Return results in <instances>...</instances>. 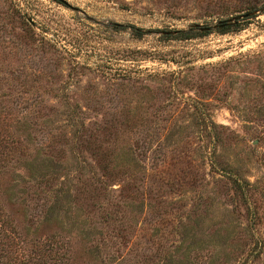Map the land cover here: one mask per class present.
<instances>
[{
	"label": "rangeland",
	"instance_id": "rangeland-1",
	"mask_svg": "<svg viewBox=\"0 0 264 264\" xmlns=\"http://www.w3.org/2000/svg\"><path fill=\"white\" fill-rule=\"evenodd\" d=\"M66 1L0 0V168L52 157L68 206L35 240L1 196L0 264H240L252 213L264 236V0Z\"/></svg>",
	"mask_w": 264,
	"mask_h": 264
},
{
	"label": "trees",
	"instance_id": "trees-1",
	"mask_svg": "<svg viewBox=\"0 0 264 264\" xmlns=\"http://www.w3.org/2000/svg\"><path fill=\"white\" fill-rule=\"evenodd\" d=\"M180 32L183 33L184 31L180 29ZM4 141L10 145L17 140H15L13 136L8 135L4 138ZM39 153V151H35L32 156L25 157L26 159L23 161L25 163H22L20 167H17L15 170L13 169L11 171V176L9 174L10 166L3 165L4 168H0V182L3 184L2 187H0V197L2 196V199L7 200L11 206L16 205V203L23 206L21 207L22 212L21 210L18 211L19 214L23 215L22 220L24 222V229L22 232L27 236L32 235L31 238L35 236V240L39 238L37 234L41 230L52 229V226L63 229L65 227L64 217L68 216V206L62 196L64 192L66 193V190H64L63 187H58L54 189V191L49 188L50 180L54 177L55 163L53 164L52 157L47 158V161L43 163L39 161L35 163ZM20 168L22 169L20 170ZM228 169L236 193L243 198L248 211L252 213L251 208L256 207V204L253 203L251 196H253V193L257 190L259 185L256 180H250L244 176L240 177V173L233 166L228 167ZM2 170H4V173ZM42 170L45 172L42 173ZM7 173L8 176L5 175ZM42 186H44V188L48 186V189L46 192L39 194L37 189L38 187L42 188ZM48 190L50 191L48 192ZM261 190L263 191V189ZM46 193H48V195L54 194L51 201L50 198L46 196ZM3 194L5 195L4 197ZM32 207L35 208V210H31L30 208ZM255 217V213H252L249 215L247 222L254 242L240 264H264L261 260V256L264 254V236L257 233L251 227V219L255 224ZM6 222L12 223V219L9 220L4 214L3 219L0 221V229Z\"/></svg>",
	"mask_w": 264,
	"mask_h": 264
},
{
	"label": "water",
	"instance_id": "water-1",
	"mask_svg": "<svg viewBox=\"0 0 264 264\" xmlns=\"http://www.w3.org/2000/svg\"><path fill=\"white\" fill-rule=\"evenodd\" d=\"M62 1H64V2L68 3L66 0H62ZM244 14H248V12H247V13H244ZM202 28H206V29H208V28H209V26H202Z\"/></svg>",
	"mask_w": 264,
	"mask_h": 264
}]
</instances>
